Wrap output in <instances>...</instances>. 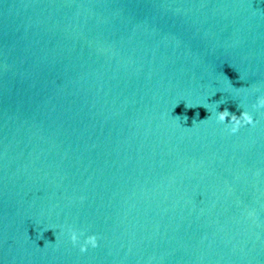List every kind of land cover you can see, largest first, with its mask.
<instances>
[{"label": "water", "instance_id": "water-1", "mask_svg": "<svg viewBox=\"0 0 264 264\" xmlns=\"http://www.w3.org/2000/svg\"><path fill=\"white\" fill-rule=\"evenodd\" d=\"M258 97L264 0H0V264H264Z\"/></svg>", "mask_w": 264, "mask_h": 264}, {"label": "clouds", "instance_id": "clouds-1", "mask_svg": "<svg viewBox=\"0 0 264 264\" xmlns=\"http://www.w3.org/2000/svg\"><path fill=\"white\" fill-rule=\"evenodd\" d=\"M185 108L191 109L192 106L185 104ZM252 109L255 112L264 111V97H258L255 104L252 105ZM214 115L216 122L218 124L225 125V131H227L231 135H235L243 127L246 126L254 127L256 124L253 115L248 111H242L241 114L237 116L233 113H230L227 109H225L224 111H217ZM206 119H211V117L208 116ZM206 119L200 120V122L203 123L205 122ZM184 122L185 123L187 122V117H185ZM193 123L195 122L193 121ZM68 235L73 246L79 245V250L81 253H86L89 247L93 249L98 247V238L95 235H85L84 232L78 233L76 230H72V229H69ZM81 237H83L82 242H81Z\"/></svg>", "mask_w": 264, "mask_h": 264}]
</instances>
